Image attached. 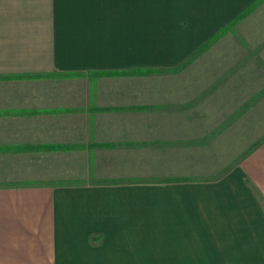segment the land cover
Returning a JSON list of instances; mask_svg holds the SVG:
<instances>
[{
  "label": "crops",
  "instance_id": "0c3cea01",
  "mask_svg": "<svg viewBox=\"0 0 264 264\" xmlns=\"http://www.w3.org/2000/svg\"><path fill=\"white\" fill-rule=\"evenodd\" d=\"M258 1L0 0V161L37 160L24 179L45 182H0V264H264V207L241 175L154 186L72 171L146 164L149 132L187 130L150 123L165 109L66 106L14 81L83 76L95 91L102 78L174 69Z\"/></svg>",
  "mask_w": 264,
  "mask_h": 264
},
{
  "label": "rangeland",
  "instance_id": "374dc122",
  "mask_svg": "<svg viewBox=\"0 0 264 264\" xmlns=\"http://www.w3.org/2000/svg\"><path fill=\"white\" fill-rule=\"evenodd\" d=\"M9 79L12 78L4 81ZM29 80L36 81L30 83L33 87L18 84L16 93L46 92L58 99L63 95L69 100L61 101L62 104L84 105L85 108L93 105L92 102L99 107L157 105L166 112L150 114V123L183 124L187 129L164 133L154 131V125V132L148 133L151 141L146 164L145 159L138 164L137 158L129 155L122 157L127 163L117 166H74V174L91 167L94 168L92 174L99 172L98 177L115 174L123 177L114 180L121 181L119 185L154 186L177 184L161 182L178 178L191 180L180 183H214L237 174L250 185L264 207V0L208 43L189 65L176 72H153L132 79L102 78L95 91L90 80L83 76L17 78L14 81ZM78 96L82 97L77 99ZM140 120L135 116L125 118V122L131 124ZM155 138L167 140L157 143ZM157 152L165 154L161 156ZM11 158L0 161V182L45 183L24 179L30 170L33 173L43 170L37 160L25 155ZM45 167L55 171L65 165Z\"/></svg>",
  "mask_w": 264,
  "mask_h": 264
},
{
  "label": "trees",
  "instance_id": "16d2710c",
  "mask_svg": "<svg viewBox=\"0 0 264 264\" xmlns=\"http://www.w3.org/2000/svg\"><path fill=\"white\" fill-rule=\"evenodd\" d=\"M260 1V0H259ZM258 1V2H259ZM258 2H256V3H258ZM256 3L254 4V5H252L250 8H248V10H246V12L245 13H247L249 10H251L252 9V7H254L255 5H256ZM244 13V14H245ZM244 14H242L238 19H236L235 21H233V22H231L228 26H226L222 31H220V33H218L214 38H212V40L213 39H215L217 36H219L222 32H224L226 29H228L232 24H234V23H236L242 16H244ZM212 40H210V42L212 41ZM210 42H208V43H210ZM208 43H206L205 45H203L201 48H199L192 56H190L184 63H183V65H182V67H179V68H174V69H170V70H155V71H153V72H166V71H171V72H176L178 69H181V68H183V67H185V66H187V65H189L194 59H195V57L197 56V54L199 53V52H201L203 49H205V47H207V45H208ZM132 71H129V72H126V73H131ZM120 73H122V72H120ZM120 73H114L113 75H117V74H120ZM125 73V72H124ZM133 73H135L134 71H133ZM8 78H10V77H6V78H4V79H8ZM189 182V181H191L190 179H186V178H178V179H167V180H163L161 183H170V182H174V183H180V182ZM193 181V180H192ZM107 183H111V184H121V181H109V182H107Z\"/></svg>",
  "mask_w": 264,
  "mask_h": 264
}]
</instances>
